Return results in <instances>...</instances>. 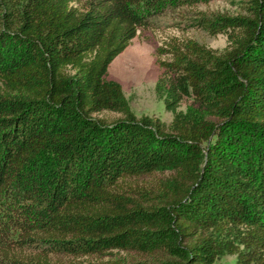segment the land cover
Masks as SVG:
<instances>
[{"label": "trees", "instance_id": "trees-1", "mask_svg": "<svg viewBox=\"0 0 264 264\" xmlns=\"http://www.w3.org/2000/svg\"><path fill=\"white\" fill-rule=\"evenodd\" d=\"M206 1L0 0V264H264V0L193 18L221 51L156 49L217 121L137 117L105 78L153 16Z\"/></svg>", "mask_w": 264, "mask_h": 264}, {"label": "rangeland", "instance_id": "rangeland-1", "mask_svg": "<svg viewBox=\"0 0 264 264\" xmlns=\"http://www.w3.org/2000/svg\"><path fill=\"white\" fill-rule=\"evenodd\" d=\"M245 0H208L198 2L192 7L167 10L162 14L152 17V25L138 31L130 44L119 53L110 63L105 78L120 83L125 97L128 99L131 109L140 117L149 115L158 118L165 124H169L175 113L188 111L197 117H205L213 121L216 118L206 116L204 108L194 98L180 90L182 80L176 76H163L162 70L156 64V49L167 38L177 36L188 37L206 45L216 51H221L229 43L226 33L210 34L208 31L193 24L199 12L204 14L238 15L245 13ZM163 76V84L166 88L173 89L176 95H171L169 101L173 106L169 109L164 103V98L156 92V83ZM171 91V90H170ZM111 121L120 115L115 112L103 111L95 114ZM213 142V141H212ZM230 151V148L225 147ZM156 179H169L170 172L157 174ZM238 233L234 229L231 232L233 239ZM114 253L109 257L113 258ZM95 261V259H91ZM236 255L224 254L217 258L213 264H235ZM96 262V261H95ZM96 264H100L97 263Z\"/></svg>", "mask_w": 264, "mask_h": 264}]
</instances>
